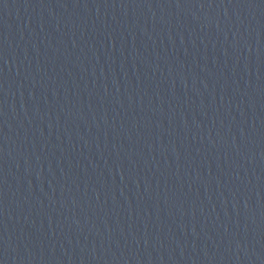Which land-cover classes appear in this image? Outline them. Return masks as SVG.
Masks as SVG:
<instances>
[{"label": "water", "instance_id": "95a60500", "mask_svg": "<svg viewBox=\"0 0 264 264\" xmlns=\"http://www.w3.org/2000/svg\"><path fill=\"white\" fill-rule=\"evenodd\" d=\"M0 264H264V0H0Z\"/></svg>", "mask_w": 264, "mask_h": 264}]
</instances>
